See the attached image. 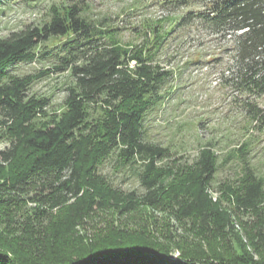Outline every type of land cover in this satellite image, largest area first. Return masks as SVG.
Here are the masks:
<instances>
[{
	"label": "trees",
	"instance_id": "1",
	"mask_svg": "<svg viewBox=\"0 0 264 264\" xmlns=\"http://www.w3.org/2000/svg\"><path fill=\"white\" fill-rule=\"evenodd\" d=\"M172 2L189 9L185 24L235 36L240 82L264 96V0ZM82 13L78 5L54 8L42 26L0 38V139L10 144L0 149V264H264L261 180L246 168L222 190L233 211L257 219L244 240L234 212L211 197L212 150L192 165L162 166L168 149L148 140L147 113L172 75L154 59L161 29L127 45ZM39 54L74 80L60 112L29 94L36 75L11 73ZM113 155L122 167L137 165L144 193L114 187L99 171ZM155 214L175 219L180 234L159 230Z\"/></svg>",
	"mask_w": 264,
	"mask_h": 264
},
{
	"label": "rangeland",
	"instance_id": "2",
	"mask_svg": "<svg viewBox=\"0 0 264 264\" xmlns=\"http://www.w3.org/2000/svg\"><path fill=\"white\" fill-rule=\"evenodd\" d=\"M69 5L83 8L82 15L103 29H116L123 44L140 45L153 28L161 29L163 41L154 59L172 75L162 89L164 99L146 116L148 140L169 151L170 159L160 165H192L203 149L212 150L217 169L210 194L213 201L222 199L223 207L231 211L235 205L223 199L222 190L238 182L246 168L261 180L264 189V121L252 118L249 111L250 104L256 106L263 118L264 96L241 83L234 35H214L196 20L185 24L182 18L189 9L178 8L172 0H0V38L26 26H42L51 19L54 8ZM55 62L39 54L34 62L17 64L11 71L20 76L36 75L29 94L47 98L50 112L64 109L68 87L74 83L70 71L54 69ZM47 70L51 72L40 74ZM9 145L0 139V149ZM99 171L114 187L145 192L137 165L122 167L116 155ZM261 206L264 208V202ZM233 212L235 229L245 240L246 231L257 219L251 212ZM154 217L156 226L167 229L168 236L176 235V230L180 234L181 225L175 219L164 214ZM227 243L228 250L235 247ZM178 256V252L173 254Z\"/></svg>",
	"mask_w": 264,
	"mask_h": 264
}]
</instances>
